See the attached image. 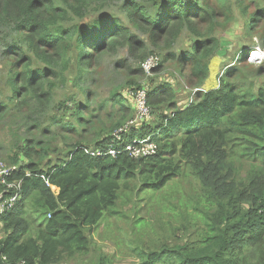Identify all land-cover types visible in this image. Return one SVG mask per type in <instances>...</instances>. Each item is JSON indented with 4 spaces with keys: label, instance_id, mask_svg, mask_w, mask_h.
Here are the masks:
<instances>
[{
    "label": "trees",
    "instance_id": "obj_1",
    "mask_svg": "<svg viewBox=\"0 0 264 264\" xmlns=\"http://www.w3.org/2000/svg\"><path fill=\"white\" fill-rule=\"evenodd\" d=\"M216 1L228 12L225 0ZM209 5L208 0H0V120L20 121L54 104L69 110L73 121L53 117L52 126L59 127L62 139H75L65 144L61 165L49 166L54 153L38 138L5 161L21 168L15 178L22 181V198L0 217V232L6 235L0 238V264H55L64 256L88 254L93 242L87 232L104 216H119L114 208L121 183L139 176L146 188L157 191L182 174V164L199 179L211 212L205 213L203 229L193 227L194 241L176 234L151 249L142 245L139 264H264V82L255 91L254 82L244 81L241 68L249 63V49L234 54L236 64L224 66L216 88L195 91L183 105L171 81L146 90L153 109L166 104L156 118L160 124L137 123L122 139L126 145L154 136V156L135 160L123 152L115 157L86 153H104L112 135L135 120L129 92L145 89L137 84L143 74L138 63L149 56L145 42L165 51L157 70L177 61L188 66L200 86L206 82L209 58L218 48V41L201 30L215 15ZM249 17L254 25L245 29L254 32L259 19ZM183 32L192 36L191 49L172 52ZM124 49L136 65L122 58L113 72L134 77L130 91L110 92L104 103L91 107L99 59ZM252 77H264V69ZM31 130L40 127L31 124ZM86 131L96 132L92 142L83 139Z\"/></svg>",
    "mask_w": 264,
    "mask_h": 264
},
{
    "label": "rangeland",
    "instance_id": "obj_2",
    "mask_svg": "<svg viewBox=\"0 0 264 264\" xmlns=\"http://www.w3.org/2000/svg\"><path fill=\"white\" fill-rule=\"evenodd\" d=\"M208 1L215 15L210 24L201 26V30L218 41V48L209 58V75L206 82L200 86V82L188 74V66L181 64L180 67L177 61L168 62L157 70L165 51L154 50L147 41L145 46L149 56L146 59L157 56L159 62L153 67L151 73L148 74L143 70L137 84L143 86L145 90H150L164 81H171L173 90L177 92L176 100L180 105H183L194 99L195 91L216 88L217 80L223 76L224 66L229 63L236 64L234 54L241 53L242 47L249 49V53L253 49H260L264 52V41L261 38L264 33V0H225L224 9H227L228 12L220 8L216 0ZM259 11H262V16H258ZM113 13L117 14V9L114 8ZM251 14L256 15L259 19L254 32L245 29V26L254 25L249 17ZM119 17L124 20V16ZM2 31L4 30L0 28V33ZM13 38H15L14 34L9 42ZM191 38L192 36L187 32H183L172 46V52L180 53L187 50L188 47L191 49ZM3 49L0 44V67L3 65L1 56ZM122 58L128 59L129 64H132L133 67L136 65V59L130 57L126 49L99 59V75L93 77L97 87L94 89L95 98L92 100L94 104L92 103L91 107H96L100 102L104 103L110 92L127 94L131 87L130 80L134 77L121 71L113 72L114 64ZM144 61L138 63L141 68ZM258 68L264 69V62L261 64L247 63L245 68H241L243 77H246L244 81L247 84L254 82L255 91L264 82V77L258 79L252 77ZM246 83L244 85H247ZM68 90L70 91V87ZM64 98L65 93L61 92L59 99L64 100ZM168 105L167 103V107ZM149 107L152 118L150 124L156 127L160 124L156 118L159 113L165 112L166 104L155 109L150 105ZM68 111L52 104L40 114L33 116L28 114L29 118L25 115L26 117L20 121L13 117L0 120V161L6 163L8 157L21 153L26 141H34L38 138L49 142L53 150L50 153H54V158L52 157L50 161L47 160L50 163L49 166L60 163L61 159L67 157L65 144L73 142L75 139H62L59 127L52 126V118H69V121H73ZM7 112H9V108ZM97 113L98 106L93 115ZM104 115L103 112L101 118ZM66 116L68 117L66 118ZM31 124H38L40 130H31L28 133L27 127ZM45 126H52V128L48 134H45L46 136H42V134L40 136V131H43ZM11 128L14 129L16 135L12 133ZM82 136L86 141L92 142L96 132L86 131L82 133ZM22 160V163L26 164L27 161ZM181 169L182 174L179 177L172 179L169 184L157 191L146 188L144 186L145 179L139 176L129 182L121 183L114 208V212H117L119 216L106 215L104 216L105 221L102 220L98 227L87 232L93 242L89 253L86 255L73 254L71 257L64 256L55 264H139L142 245L151 249L158 241H172L176 234L177 236L182 234L186 237L190 236V240L194 241L196 236L193 227L199 226L203 229L206 220L205 213L211 212V205L207 204L208 196L203 191L202 185L192 169L185 164H182ZM244 176L245 172H241V177ZM180 229L181 232H179ZM5 236L0 232V238ZM244 255L247 256L248 253H244ZM251 256L253 257V254ZM237 258L239 259V257Z\"/></svg>",
    "mask_w": 264,
    "mask_h": 264
},
{
    "label": "built area",
    "instance_id": "obj_3",
    "mask_svg": "<svg viewBox=\"0 0 264 264\" xmlns=\"http://www.w3.org/2000/svg\"><path fill=\"white\" fill-rule=\"evenodd\" d=\"M157 56H151L142 64V70L146 73H151L154 66L159 62ZM248 62L261 64L264 62V52L260 49H253L248 55ZM130 96L136 106V118L130 122L128 127L116 131L112 135L111 143L108 145L105 152L93 151L88 152L91 156L101 157L102 155H108L115 157L117 153H127L135 160L146 159L156 154L158 145L153 141L152 137L140 140L133 139L131 142L125 145L122 136L124 133L134 127L137 123L150 121L151 109L147 103V91L145 89H137L129 92ZM118 146H122L119 150ZM21 171L18 165H10L0 161V217L4 214L14 211L22 198V189L20 179H16L15 175ZM28 175V174H27ZM48 185V181L41 175L39 176ZM19 264H24L23 262Z\"/></svg>",
    "mask_w": 264,
    "mask_h": 264
},
{
    "label": "clouds",
    "instance_id": "obj_4",
    "mask_svg": "<svg viewBox=\"0 0 264 264\" xmlns=\"http://www.w3.org/2000/svg\"><path fill=\"white\" fill-rule=\"evenodd\" d=\"M250 53H251V52H250ZM250 53H249V54H250ZM249 54H248V55H249ZM246 58H247V62H248V56H247ZM249 63H250V62H249ZM151 120H152V119H151ZM151 120H150V121H151ZM150 137H152V139L154 138V136H150ZM147 138H149V137H147ZM136 139H137V138H136ZM145 139H146V138H145ZM154 142H155V141H154Z\"/></svg>",
    "mask_w": 264,
    "mask_h": 264
}]
</instances>
